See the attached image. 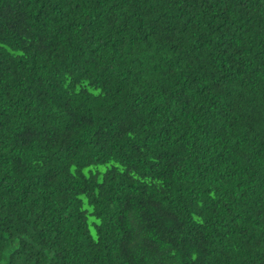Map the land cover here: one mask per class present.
I'll return each mask as SVG.
<instances>
[{
    "label": "trees",
    "instance_id": "obj_1",
    "mask_svg": "<svg viewBox=\"0 0 264 264\" xmlns=\"http://www.w3.org/2000/svg\"><path fill=\"white\" fill-rule=\"evenodd\" d=\"M0 264H264V0H0Z\"/></svg>",
    "mask_w": 264,
    "mask_h": 264
}]
</instances>
